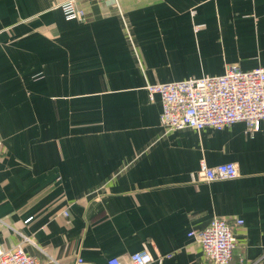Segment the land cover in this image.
Wrapping results in <instances>:
<instances>
[{
	"label": "crops",
	"instance_id": "1",
	"mask_svg": "<svg viewBox=\"0 0 264 264\" xmlns=\"http://www.w3.org/2000/svg\"><path fill=\"white\" fill-rule=\"evenodd\" d=\"M68 1L0 0V248L211 264L189 233L241 219L230 264H264V124L169 131L146 89L264 69V0ZM203 160L239 176L200 182Z\"/></svg>",
	"mask_w": 264,
	"mask_h": 264
},
{
	"label": "built area",
	"instance_id": "2",
	"mask_svg": "<svg viewBox=\"0 0 264 264\" xmlns=\"http://www.w3.org/2000/svg\"><path fill=\"white\" fill-rule=\"evenodd\" d=\"M112 1L118 4V0ZM62 10L67 20L82 21L85 18V11L76 8L75 0L66 2ZM146 89L151 101L157 96L160 97L163 109L160 124L169 131L184 129L198 132L205 129L222 131L234 123L242 122L248 126L251 135L259 132L264 124V69L262 68L243 71L235 65L230 67L225 75L189 78L182 82L150 85ZM197 175L200 182L210 183L233 180L239 176V172L236 163L219 164L215 168H210L203 160ZM64 215L68 217L69 213L65 212ZM243 224L241 219L230 222L216 218L199 235L191 232L189 236L195 237L200 242L203 254L211 264H230L237 247L235 232ZM24 242L37 247L31 238L24 236ZM128 259H130L129 264H152L155 261L147 250L134 253ZM78 261V264H83L82 260ZM0 264L42 263L26 253L21 246L9 251L0 248ZM108 264L126 263L120 258L113 257L109 259Z\"/></svg>",
	"mask_w": 264,
	"mask_h": 264
}]
</instances>
